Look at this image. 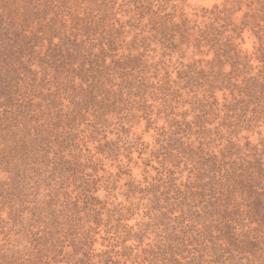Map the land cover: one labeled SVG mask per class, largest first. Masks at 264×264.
<instances>
[{
    "label": "trees",
    "instance_id": "1",
    "mask_svg": "<svg viewBox=\"0 0 264 264\" xmlns=\"http://www.w3.org/2000/svg\"><path fill=\"white\" fill-rule=\"evenodd\" d=\"M0 264H264V0H0Z\"/></svg>",
    "mask_w": 264,
    "mask_h": 264
},
{
    "label": "rangeland",
    "instance_id": "2",
    "mask_svg": "<svg viewBox=\"0 0 264 264\" xmlns=\"http://www.w3.org/2000/svg\"><path fill=\"white\" fill-rule=\"evenodd\" d=\"M189 3H191L192 5H213L214 3H219L222 0H188ZM254 44H255V38L251 35V33H246V37H245V42L243 44L244 48H246L248 51L252 52L254 50ZM142 128H136L135 131L136 132H141ZM147 139H151L150 136H146ZM137 154V153H136ZM126 160V158H125ZM114 172L118 171L117 167L113 168ZM134 173L136 174L137 178H142L143 177V169L142 168H135L134 169ZM153 174H155V171L152 172ZM125 182V179L122 180V183Z\"/></svg>",
    "mask_w": 264,
    "mask_h": 264
}]
</instances>
